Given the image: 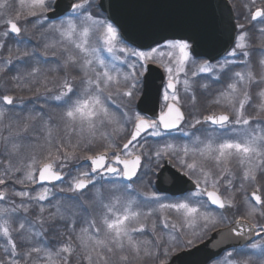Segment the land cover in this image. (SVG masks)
Listing matches in <instances>:
<instances>
[{
  "label": "snow or ice",
  "instance_id": "snow-or-ice-1",
  "mask_svg": "<svg viewBox=\"0 0 264 264\" xmlns=\"http://www.w3.org/2000/svg\"><path fill=\"white\" fill-rule=\"evenodd\" d=\"M251 3L254 6L256 0ZM26 7L29 9L27 16L19 11L12 15L9 0H0V26H3L0 31V78L3 79L0 92L31 91L35 86L36 98L43 96L46 103L57 102L60 112L58 117L43 108L36 112L34 108L28 109L22 98L0 95V155L8 157L7 162H0L3 166L0 186L9 181L25 186L23 190L13 188L11 193L6 188L0 189V201H6L0 203V250L3 252L0 264H22V261L23 264L29 261L33 264L39 261L72 264L77 255L81 264H145L146 261L169 264L173 253L205 241L225 252L222 260L214 259L219 252H210L205 264H264V224L254 222L257 214L264 217V184L259 182L264 178V45L253 64L249 33L245 25L238 24L240 32L234 36L233 46L226 50L221 60L216 64L204 61L195 65L191 60L192 46L187 40H167L148 51L123 46L117 27L89 11L90 0H76L63 9L59 0H30ZM249 16L250 23L256 21L264 25V0L261 6L250 9ZM29 17L33 19V29H43L40 33V40L44 41L42 51L36 47L27 50L31 40L27 27ZM260 32L264 33V27ZM10 37L15 41V48L7 44ZM49 49L53 50L52 57L57 58V68L44 70L41 65L48 63ZM56 50L60 52L59 57ZM102 50L110 58L106 59ZM237 56L245 59L237 61ZM131 57L137 59L129 62ZM165 58L167 63L161 65L167 73L163 91L165 103L156 118L146 117L133 111L131 105L137 99L148 63ZM118 62L129 71L123 72ZM190 62L196 66L192 77L209 73L217 80L221 79L220 74L227 78L228 82L210 101L224 110L206 115L193 113V119L188 122L189 133H186L191 143H164L155 150L154 156L157 161L176 157L183 177L192 182L193 190L167 203H161L168 198L155 191L132 195L136 190L130 182L137 177L142 159L149 155L139 138L144 133L161 137L165 131H184L186 116L178 84H183L185 94H191L193 107L197 103L193 81L187 78L186 66ZM238 63L243 64V69L233 72L232 66ZM17 65L31 67L28 70ZM13 68L16 74L10 77L9 88L6 74ZM59 69H63L65 75L53 89L49 87L52 81L47 72ZM73 70L80 73L78 82L71 76ZM182 73L183 81L180 80ZM198 87L207 89L209 85L204 83ZM116 98L128 108L120 116L116 114L121 107L116 105ZM254 100L255 116L247 113ZM109 102L116 105V111L110 110ZM16 108L21 112L27 110L22 117L23 123L21 113H13ZM37 120L42 122L43 141L39 136L28 135ZM129 123L132 125L130 138L118 147L112 137L125 131ZM60 125L64 136L56 138L53 129L58 130ZM198 125L201 128H197ZM106 126H112L111 133L103 131ZM193 129L202 131L203 138L192 133ZM105 141L102 150L93 151L98 142ZM81 152L86 155H80ZM13 157L19 158V167L13 166ZM69 161L76 162L74 175L65 172ZM81 162L89 166L81 170ZM17 173H20L19 179H15ZM69 176V187L59 191L71 193L72 200L78 199L90 186L95 188L105 177L111 184L109 191L120 193L109 197L105 203L103 194L97 189L103 212L98 221L96 217L86 220V227L77 234L78 246L73 244L71 235H65L63 243L57 240V235L61 234L58 222L68 223L70 219L69 231H75V214L69 217L58 202L56 211L45 216L42 203L53 196L44 182H64ZM164 179L161 170L158 181L163 183ZM180 179L173 174V183ZM120 180L129 183L121 184ZM37 184H41V188L33 195L31 186ZM249 185L254 186L250 195ZM238 192L244 196L246 212L230 219L225 211L237 208ZM33 204L39 205L35 219L29 215ZM164 210L180 217L179 223L173 222L170 216L162 217L160 224L169 233L167 238L155 234L157 224L153 222L150 229L153 238L137 239L149 231V218ZM225 231L227 236H224ZM213 233L223 238L217 240ZM249 239L251 243H247ZM225 240L234 241L228 245L231 251H225ZM240 240L245 243L237 247ZM246 248L259 250L258 254H247ZM161 255L164 259H160Z\"/></svg>",
  "mask_w": 264,
  "mask_h": 264
},
{
  "label": "water",
  "instance_id": "water-1",
  "mask_svg": "<svg viewBox=\"0 0 264 264\" xmlns=\"http://www.w3.org/2000/svg\"><path fill=\"white\" fill-rule=\"evenodd\" d=\"M72 2L75 0H59L60 8L63 9ZM98 6L107 19L117 27L120 37L141 50L167 39L187 40L192 46V55L213 61L223 56L233 44L235 22L228 0H98ZM49 15L55 18L52 13ZM156 73L159 74V80L153 81L151 78ZM162 78L161 69L155 64L148 63L144 75V87L136 101L139 110L144 111L147 107L155 108ZM152 91L155 92L154 96L150 95ZM161 170L165 177L163 183L158 181V172ZM159 171L154 186L160 193L178 195L193 189L192 182L187 177H183V173L176 169L169 159L164 160ZM173 174L180 176L181 179L173 183ZM56 182H44V184L50 185ZM213 235L215 236V233ZM227 235L225 231L224 236ZM215 238L219 240L223 237L215 236ZM251 241L249 239L247 243ZM233 242V240H225V250L230 249L228 245ZM242 243L245 241L237 242V247ZM210 252H219L220 255L223 251L205 241L172 254L169 264H205Z\"/></svg>",
  "mask_w": 264,
  "mask_h": 264
},
{
  "label": "trees",
  "instance_id": "trees-1",
  "mask_svg": "<svg viewBox=\"0 0 264 264\" xmlns=\"http://www.w3.org/2000/svg\"><path fill=\"white\" fill-rule=\"evenodd\" d=\"M93 2H94V7H95V10H96V13H98V16H100L102 20H104V19L108 20L106 18V15L103 12H101L100 8L98 7L97 1H93ZM90 4H91V2H90ZM20 5H22V4L20 3ZM20 7H22V6H20ZM28 22H29L28 23L29 25L27 27L30 28L29 29V36L31 37V40H30V42L27 45V50L31 51L32 48H33L32 45L36 44L35 47L41 49V51H42L43 50L44 41L40 40L39 37H40V33L43 31V29H40V28L33 29V26H32L33 25V19L32 18H31V20H29V18H28ZM236 24H238V23H236ZM0 29L2 31L3 30V26H0ZM34 38H35V40H34ZM49 39H52V37H49ZM34 41H39V43L34 42ZM121 41H122V44H124V45H126V46H128L130 48H133L132 46H130L129 44L124 42L122 39H121ZM7 43L12 45L13 48H15V41L13 39L11 41L7 42ZM249 44H250V48L252 50V54H255V56H256V58L251 57L253 64H255L256 61L258 60L259 56H260V53H259L260 51H258V52L257 51H253L255 49V48H253L254 45L252 44V42H250ZM24 47H25L24 45H21V48H24ZM52 51H53L52 49H49V53L52 52ZM56 51H57V56L59 57L60 56V52L58 50H56ZM253 52H255V53H253ZM240 58L241 57H239L238 60L237 59L236 60L240 61ZM129 62H132L131 59H130ZM241 65H243V64H239L238 63L236 65H233L232 67H235V68H238V69L242 70L243 67L241 68ZM30 67L31 66L28 65V66H22L21 68H25V69L30 70ZM41 67L44 70L57 68V58L55 57V58H52V59H48V63L42 64ZM72 72L77 77V82H78V78L80 76V73L78 71H75V70H73ZM15 74H16V70L10 76H13ZM47 75H48L49 79H51V78L54 77V75L55 76L56 75L63 76L64 72H63V69H59V70H57L55 72H47ZM17 92L19 93L20 96H24L25 98H29L28 95H29L30 91H28V90H23V91L17 90ZM255 104H256V102H254L253 105L249 106V111H251V109L254 110ZM14 112L16 113V111H14ZM18 112L21 113L20 118H21V123H22L23 122L22 117L24 115L25 110H24V112H21V110H18ZM13 118H15V117L13 116ZM7 122H8V120L6 118L5 123H7ZM112 139L114 140V142L118 146H121L126 140V135H125L124 131H122V132H120V135L118 136V138L112 137ZM41 141H43V140L41 139ZM103 147H104V144H103ZM103 147L97 148V150L103 149ZM26 154L27 153H25V155ZM16 159H19V158H17V157H13L12 158V164H13V166L19 167L20 164L17 163ZM7 160H8V157L0 155V162H7ZM0 164H2V163H0ZM82 165L83 166H87V164L85 162H81L80 166H82ZM75 166H76V164L75 165L68 164L67 167L65 168V172H71L74 175L75 172H76V167ZM0 170H1V166H0ZM19 178H20V176L17 173L15 179H19ZM69 179H71L70 176L66 177L64 182H57V183H54V184H51V185H44V186H47L49 188H53V187L55 188V187H57L59 185L61 187L63 184H67V181ZM99 183H101L100 187H104V189H108L109 190L111 188V184L107 182L106 178H104V180L100 181ZM99 183H97V184H99ZM120 183L123 184L124 182L120 181ZM1 187H2V189L6 188V190L9 193H11L13 188H15L16 190H23V188L25 186L20 185V184H14L12 181H9L5 186H1ZM95 187L99 188L98 186H95ZM39 188H41V185L40 186L32 185L31 186V189H33L32 194L35 195V192ZM96 188H93V187L90 186L86 191L81 193L79 195L78 199H76V200L70 199L72 194L68 193L67 191L64 193V192H60L59 191L60 188H57L56 190L51 189V191L53 193V196L50 197L49 200H47L45 202H42L43 206L45 207V210H46L45 211V216H47L49 213H54L56 211V205H57L58 202L63 204L62 205V211L66 210L67 211V215L69 217H72V215L75 214L74 218L76 220V223L74 225V227H75V231L74 232L69 231V226L68 225H69V223H71L70 219H69L68 223L58 222L60 224V228H61V234L57 235V240L59 242H61V243L64 242V236L65 235H71L72 242L75 245H78L77 234L80 232V229L82 227H86V220L91 218V217H96L97 221L99 220V215L103 212V209L100 207L99 203L97 202L98 198H96L94 200L92 196L91 197H86L88 191H91V190L94 191ZM135 190H136L135 192L131 193L132 195H136V193H138V192H152V191H155V189L152 186H137L135 188ZM117 194H120V193H117ZM82 195H83V197H82ZM159 195L168 198V200H162L161 203H167V202L176 200L175 196H171V195L164 194V193H159ZM81 197H82V199H81ZM16 200H17V203L20 202L19 198H16ZM0 203H6V201H0ZM38 210H39V205L33 204L32 209H31V211L29 213L30 217L35 219L37 214H38ZM156 214L158 216H157V219H156L157 229H156V233L155 234L156 235H163V236H165V238H167L169 233L167 231L163 230L162 227H161V224H160V221H161L162 217L170 216L171 219L172 218L174 219L172 221L178 223L179 222V216L175 212H172V211H169V210H164L163 212H157ZM152 220H153V217L149 218V220L147 221L148 225L150 224V222ZM152 238L153 237H152V233L150 231V228H149V231L146 232L143 236H137V239L151 240ZM52 246L56 247L57 245L53 244ZM258 251L251 252L250 250L245 249V253H247V254H258ZM0 257H3L2 250H0ZM218 258H216V259H218ZM236 258H242V257H236ZM160 259H164L163 255L160 256ZM22 264H23V261H22ZM28 264H33V261H29ZM37 264H46V262L39 261V262H37ZM72 264H81V260L78 258V256H77V258L72 259ZM145 264H153V262L152 261H146Z\"/></svg>",
  "mask_w": 264,
  "mask_h": 264
},
{
  "label": "flooded vegetation",
  "instance_id": "flooded-vegetation-1",
  "mask_svg": "<svg viewBox=\"0 0 264 264\" xmlns=\"http://www.w3.org/2000/svg\"><path fill=\"white\" fill-rule=\"evenodd\" d=\"M249 21H248V24L245 25V31H247L248 33L251 31L250 25H253L252 30L254 32L259 26H264V25H259V23L256 21H253L251 23ZM235 24H236V22H235ZM237 25L238 24H236L235 35H238L240 32V29L237 27ZM166 41L167 40L163 41L160 44H163ZM156 46H157V44L151 46L150 48L146 49L145 51H148L152 47H156ZM232 46H233V44H232ZM224 55L222 57H220L219 59H215L213 61H210L205 57H195L191 54V60L195 61V64L196 63H202L204 61H208L211 64H216V62L221 60L224 57ZM149 63H153V64L157 65L158 67H160L162 74H163L162 83H161V85L158 89V93H157V104H156L155 108L154 107H147L144 111L139 110L136 107V101L140 97L142 90H143V87H144V76H143V77H141V84L139 85L140 91L137 95V99L135 101H133L131 108L133 111H139L142 115H145L146 117L156 118V116L159 114L161 106L165 103V101L163 100V91H164V85L167 82V73H166L164 67L159 65V60L157 62H149ZM240 70L241 69L232 67L233 72L234 71H240ZM193 71H196V66L190 62L186 66V72L188 74L187 78H189L190 80L193 81L194 91H195L196 96H197V103H196L195 107H193V105L191 103V94H185L184 93L183 84L181 83V84L177 85V89H178V92L180 95V100L182 102V110L185 112V116H186V123H184V125H183L184 131L183 132L178 131V130L165 131V134L161 137H154V136H151L147 133L142 134V136L139 138V143H143L146 145V149H147L149 155L145 156L142 159V162H141L142 166L138 171V175H137V177H134L130 183L134 184V182L135 183L137 182V183H140L142 185L152 186L155 189L154 185H155L156 174L159 171L160 167L163 165L165 159H169L171 161V163L174 165V167L182 172L179 160L176 157H171V158L163 157L159 161H157L155 156H154L155 150L167 142H171V143H174L177 145H182L184 143H191L190 136L186 135V133H189L188 122H191V120L193 119V113L206 115L212 111L220 112V111L224 110L221 107L213 105L210 103V101H212L215 98V95L217 94V90L221 89L228 82L227 78L224 76V74H220L221 79L217 80L213 74H209V73H198V75L196 77H192L191 74ZM151 79L153 81H158L159 80V74L156 73L155 76L152 77ZM183 79H185V76L182 73L180 75V80L183 81ZM204 83H207L209 85V87L207 89H203V88L198 87V85L204 84ZM254 90L255 89H253V91ZM154 94H155V92L152 91V93L150 95L154 96ZM204 127H206V126H204ZM131 128H132L131 123L126 125V130L124 131V133L126 135L125 142L130 137ZM197 128H201V126L198 125ZM191 132L194 133L195 135H200L203 138V132L202 131L197 132L196 130L193 129V130H191ZM149 156H151V159H149ZM157 164H159V168L157 167ZM237 175H239L238 170H237ZM120 181H123L124 183H129L126 180H120ZM236 186H239L238 182H237ZM191 190H193V189H191ZM155 191L159 194V192L156 189H155ZM187 191H189V190H187ZM187 191H185V192H187ZM182 194L183 193L175 196V198L178 199Z\"/></svg>",
  "mask_w": 264,
  "mask_h": 264
},
{
  "label": "rangeland",
  "instance_id": "rangeland-1",
  "mask_svg": "<svg viewBox=\"0 0 264 264\" xmlns=\"http://www.w3.org/2000/svg\"><path fill=\"white\" fill-rule=\"evenodd\" d=\"M93 1H97V0H90L91 7L89 8V11L93 14V16L97 17L98 19H101V17L98 16V13H96V10H95L94 2ZM228 1L231 3L232 8H233V11L235 12L236 23L243 24V25H247L248 24V21L250 20V16H249L250 9L251 10H254V7L261 6V3H262V0H256V4L253 6L252 3H251V0H228ZM29 2H30V0H23V3L21 2V0H16V1L15 0H9V3H10L9 12H10V14L15 15V13L17 11H19V12L22 13L23 16H27V13H28L29 9L26 7V5ZM75 2H76V0H75ZM20 3L22 5H20ZM245 5H248V7L246 8ZM20 6H22V7H20ZM29 20H31V17H29ZM259 25H261V24L259 23ZM250 26H251L250 27L251 28V31L249 32V43L252 42V44L254 45L253 48H255L253 51H257L258 52V51H260L261 46L264 45V33H261L260 32V28L261 27H264V26H259L255 30V32L252 30L253 29V25H250ZM29 29L30 28H28V30ZM0 31H1V29H0ZM11 40H12V38H9L7 42H9ZM34 40H35V38H34ZM34 42H37V41H34ZM163 44H161V45H163ZM35 46H36V44L32 45V47H35ZM123 46H126V45L123 44ZM126 47H128V46H126ZM128 48H130V47H128ZM131 49H134V48H131ZM253 53H255V52H253ZM101 54L106 59L107 58H110V55L106 51H103L102 50ZM3 55H5V56L7 55V45H6V48H5V51H4ZM239 57H241L240 58V61H242V60L245 59L243 56H238L236 59L238 60ZM252 57L256 58L255 54H252ZM52 58H55V57H52L51 52H50L49 53V59H52ZM122 58H123V56H122ZM130 59H131V61H133V60H136L137 58L131 57ZM164 63H167V58H165L164 60H159V65H162ZM199 64L200 63H196L195 65H199ZM19 66L22 67L23 65H17V67H19ZM118 66L121 68V70L123 72L129 71V69L125 65L120 64L119 62H118ZM242 67H244V66L241 65V68ZM257 71H259L258 68H257ZM13 72H15V68L11 69L6 74L7 78H9L8 79V84L6 86L9 87V88L11 87V80H10V77L11 76L10 75ZM64 75H65V72H64ZM64 75L63 76H60V75L59 76L58 75L55 76L54 75L53 78L49 79V80L52 81L51 83H49V87H51V88L54 89L55 88V83H58L59 80L64 77ZM71 76L76 77L72 71H71ZM2 83H3V79L0 78V84H2ZM41 92H43V88H41ZM3 94H12V95H14L17 98H22L23 103L25 105H27V108L28 109L34 108L36 112L41 111V109L43 108V110L45 112H47L48 114H51V115H54V116H57V117H58V114L60 112V109L57 107V102H48V103H46L45 100H44V98H43V96H41L39 99L36 98V87L35 86H33L32 90L30 91V93L28 95L29 98H25L24 96H20L19 93L17 92V90L10 91V92H6V93L5 92H0V95H3ZM254 102H255V100L253 101V103ZM125 103H126V101H125ZM116 105H121L120 110L116 112L117 116H120V113L123 112V111H128V108H126V107H124L122 105V103H121V101H120L119 98H116ZM116 105H113L111 102H109L110 110L116 111ZM18 110H21V109L20 108L13 109V113H15L14 111L18 112ZM26 111L27 110L25 109L24 115L26 114ZM247 113L249 115H253V116L256 115V112L254 110L251 109V111H249V107L247 108ZM45 119H47V117H45ZM103 131L111 133L112 132V126H106L103 129ZM7 134H8L7 132H4V135H7ZM28 135L29 136H33V137L39 136L43 140L44 131L42 129V122L40 120H37L35 122V124L33 125V127L30 129ZM119 135H120V132L118 134L114 135L113 137L114 138H118ZM53 136L56 137V138H62L64 136V131H63V126L62 125L59 126V129L58 130L56 128L53 129ZM105 143H107V142L105 141V142H99V143H97L96 146H94L93 151H100V150H102V149L97 150V148L103 147V144H105ZM118 147H120V146H118ZM80 155H86V153L81 152ZM16 160H17V163L20 164L18 162L19 159H16ZM68 164L75 165L76 162L75 161H69ZM0 166H1V170L0 171H2L3 170L2 164H0ZM80 168H81V170H83V169L87 168V166H83L82 165V166H80ZM18 175L20 176V173H18ZM105 178L107 179V181L109 180L108 177H105ZM259 182L262 183V184H264V178L260 179ZM44 185H47V184H44ZM38 186H40V185H38ZM68 186H69V184L67 183V184H63L61 187L58 185L57 187H55V188L53 187V188H50V189L56 190L57 188H60V189H65L66 190ZM96 186H98L99 188H96L95 187L96 189L94 191H92V190L91 191H88L86 197H91L92 196L94 200L96 198H98V196H97V189H99L101 191V193L103 194L105 203H107L109 197H111L113 195H119L117 193L110 192L108 189H104V187H100L101 186V183L97 184ZM137 186H146V185H142V184L137 183V182L136 183L134 182V184H132V187L134 189ZM253 188H254V186H252V185H249L248 186L247 191H248V194L249 195H250V192L253 190ZM1 189H2V187H1ZM39 190H40V188L37 191H39ZM65 192L66 191H64V193ZM82 197H83V195H82ZM82 197H81V199H82ZM235 198H236V201L238 202L237 208L236 209H227L225 211V215H227L230 219H235V217H237V216H243V215H245V212H246V209H245L244 204H243V199H244L243 194L238 192V193H236V197ZM173 201H175V200H173ZM97 202H98V200H97ZM170 202H172V201H170ZM62 205L63 204H61V206ZM157 216H158L157 214H155L154 216H152L153 217V220L149 224V228L150 229H151V223H153V222L156 223ZM171 220H174V219L172 218ZM179 222H180V217H179ZM254 222L264 224V217H260L259 214H257L256 220ZM246 249L247 250H250L251 252L258 251V250L248 249V248H246ZM78 251H79V249H78ZM228 251H231V250H228ZM77 256L76 257H73V259L77 258ZM224 257H225V252L218 259H221L222 260Z\"/></svg>",
  "mask_w": 264,
  "mask_h": 264
},
{
  "label": "bare ground",
  "instance_id": "bare-ground-1",
  "mask_svg": "<svg viewBox=\"0 0 264 264\" xmlns=\"http://www.w3.org/2000/svg\"><path fill=\"white\" fill-rule=\"evenodd\" d=\"M225 251H228V250H225ZM223 252H224V251H223ZM223 252H222V253H223ZM175 253H176V252H175ZM173 254H174V253H173Z\"/></svg>",
  "mask_w": 264,
  "mask_h": 264
}]
</instances>
